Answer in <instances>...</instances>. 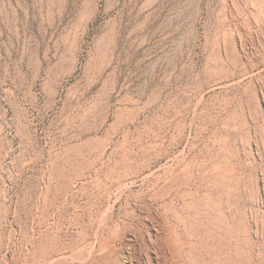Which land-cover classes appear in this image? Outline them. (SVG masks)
I'll return each mask as SVG.
<instances>
[{"label": "rangeland", "instance_id": "rangeland-1", "mask_svg": "<svg viewBox=\"0 0 264 264\" xmlns=\"http://www.w3.org/2000/svg\"><path fill=\"white\" fill-rule=\"evenodd\" d=\"M0 264H264V0H0Z\"/></svg>", "mask_w": 264, "mask_h": 264}, {"label": "bare ground", "instance_id": "bare-ground-1", "mask_svg": "<svg viewBox=\"0 0 264 264\" xmlns=\"http://www.w3.org/2000/svg\"><path fill=\"white\" fill-rule=\"evenodd\" d=\"M152 242L156 245L160 254L166 251L172 258H176L179 254L178 243L176 244L174 237H171V233L169 232H166L164 237L151 241V243Z\"/></svg>", "mask_w": 264, "mask_h": 264}]
</instances>
